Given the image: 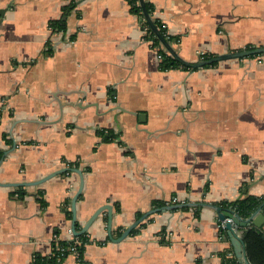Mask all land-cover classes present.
<instances>
[{
    "label": "crops",
    "instance_id": "1",
    "mask_svg": "<svg viewBox=\"0 0 264 264\" xmlns=\"http://www.w3.org/2000/svg\"><path fill=\"white\" fill-rule=\"evenodd\" d=\"M143 1L187 62L264 47V0ZM0 9V264H32L54 239H72L78 175L30 183L76 162L80 227L110 205L117 238L153 202L197 205L149 215L118 242L103 211L83 263L69 254L59 264H222L233 247L205 205L264 196V54L162 70L127 0H0ZM61 19L65 30L53 31ZM98 130L116 137L101 141Z\"/></svg>",
    "mask_w": 264,
    "mask_h": 264
},
{
    "label": "trees",
    "instance_id": "2",
    "mask_svg": "<svg viewBox=\"0 0 264 264\" xmlns=\"http://www.w3.org/2000/svg\"><path fill=\"white\" fill-rule=\"evenodd\" d=\"M127 3L130 7V11L136 14L143 23L144 28L146 29V34L144 36L145 40H149L152 42V46H155L158 48V55L160 57L159 59V68L162 70H169V69H182V70H190V68L185 67L181 65L179 62H177L175 59H173L162 47L159 39L157 36L153 33L151 28L148 26V23H146L143 18V11L140 6L139 0H127ZM74 6V3H71L69 6H67L64 9L65 16L67 12H69ZM146 11L151 14L152 8L149 4L145 3ZM153 23L156 27L159 28V32L161 36L167 41L170 42L172 40L171 37L168 35H164L163 30L161 29L160 24L158 21L154 20ZM50 27L53 31H62L65 30V23L64 21L57 20L55 22L50 23ZM252 47H245L244 49H250ZM201 59H208L214 56V54H202L200 55ZM257 56V55H256ZM253 57V56H252ZM251 58V57H250ZM218 63H213L210 66H215ZM0 119H1V111H0ZM97 134L101 137V141L107 142L111 141L116 137V134H114L112 131H97ZM78 163H69L68 166L70 168L77 167ZM262 202H264V196L257 197L253 195L246 196V193L242 195L239 199L226 203L225 205L227 208H232L240 217L247 218ZM44 205V204H43ZM164 205V202H153L152 206L154 208L161 207ZM263 214H264V205H263ZM66 215L69 219H72V214L68 210L66 212ZM142 214L137 213L136 218L138 219ZM143 225V224H141ZM263 227V226H262ZM76 230H80L81 227L76 221L75 223ZM137 228H134L131 231V234L137 232ZM220 234L226 238V231L224 229H219ZM241 237L243 241L244 251L246 258L250 264H264V229L261 228L260 230H256L254 228H248L243 231H241ZM90 243V240L86 233L73 236L71 240H60L58 238L54 239L52 242V251L51 254L48 257H40L39 255H35L33 257L32 264H59L65 257H67L69 254H72L71 249L76 253L77 259L83 263V251L85 246ZM222 258V264H240L237 260V258L234 255V252L232 251V248H230L227 251H224L221 253Z\"/></svg>",
    "mask_w": 264,
    "mask_h": 264
},
{
    "label": "water",
    "instance_id": "3",
    "mask_svg": "<svg viewBox=\"0 0 264 264\" xmlns=\"http://www.w3.org/2000/svg\"><path fill=\"white\" fill-rule=\"evenodd\" d=\"M140 6L143 11V16L148 23L149 27L153 31V33L157 36L159 39L161 45L165 48V50L169 53V55L175 59L177 62H179L181 65L188 67L190 69H198L201 67H208L213 63H220L228 60L233 59H242V58H250L254 55L264 54V47H252L250 49H241L236 51H228L226 53L222 54H216L211 58L208 59H200L195 62H187L184 59H182L177 52L171 47L170 43L167 42L160 34L159 29L155 26L153 21L151 20L148 12L145 8V3L143 0H139ZM6 9H0V23L3 19L4 12ZM66 171H72L75 172L79 177V185L78 188L71 200V212H72V219H71V232L74 236L86 233L91 226V224L94 222V220L98 217V215L106 211L107 212V234L112 242H118L127 237V235L130 234L133 228H135L137 225H139L143 220H145L149 215L158 213L160 211H166V210H174V209H180L184 207H193L196 206L197 203H179L174 205H165L162 207H157L150 209L143 213L138 219H136L131 225H129L124 231L120 234L119 237L113 238L111 235V225H112V208L110 205H102L98 209H96L92 215L87 219V221L84 223V225L81 227L80 230H76L75 223H76V200L79 196V194L82 191L83 185H84V179H83V173L80 169L77 168H61L57 171H54L50 173L49 175L43 177L42 179L35 181L33 183H30L32 185H37L42 183L43 181H46L58 174H61ZM30 185V184H27ZM18 186H22L21 184H18ZM246 190L244 191V193ZM263 205L264 202H262L247 218L240 217L232 208H227L226 210L222 209L219 206L207 204L205 206L212 208L216 214H217V220L218 221H224V230L226 231V234L228 236V239L230 241L231 246L233 247V252L235 257L237 258L238 262L240 264H250L246 258L244 246L242 237L240 234H238L240 228H246L249 226H254L256 230H260L262 226L264 225V214H263ZM225 219H230V221H225Z\"/></svg>",
    "mask_w": 264,
    "mask_h": 264
},
{
    "label": "built area",
    "instance_id": "4",
    "mask_svg": "<svg viewBox=\"0 0 264 264\" xmlns=\"http://www.w3.org/2000/svg\"><path fill=\"white\" fill-rule=\"evenodd\" d=\"M161 29L163 30L164 35H167V32H166V26H165L164 24L161 25ZM159 59H160V57H159ZM248 195H250V194H249V193H246V196H248ZM225 221H230V219H225ZM218 227H219V229H220V228H221V229H224V221H218ZM71 251H72V254L75 255V256L77 257V255H76V253L73 251V249H71Z\"/></svg>",
    "mask_w": 264,
    "mask_h": 264
}]
</instances>
